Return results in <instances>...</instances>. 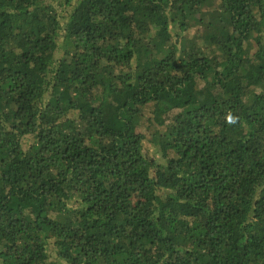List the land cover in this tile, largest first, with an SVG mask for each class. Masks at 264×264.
<instances>
[{
    "label": "trees",
    "instance_id": "1",
    "mask_svg": "<svg viewBox=\"0 0 264 264\" xmlns=\"http://www.w3.org/2000/svg\"><path fill=\"white\" fill-rule=\"evenodd\" d=\"M0 264H264V0H0Z\"/></svg>",
    "mask_w": 264,
    "mask_h": 264
},
{
    "label": "rangeland",
    "instance_id": "2",
    "mask_svg": "<svg viewBox=\"0 0 264 264\" xmlns=\"http://www.w3.org/2000/svg\"><path fill=\"white\" fill-rule=\"evenodd\" d=\"M29 140H32L31 138H28ZM152 154H155V152L154 151H152ZM156 155V154H155Z\"/></svg>",
    "mask_w": 264,
    "mask_h": 264
}]
</instances>
